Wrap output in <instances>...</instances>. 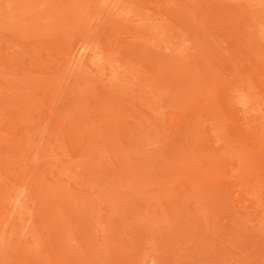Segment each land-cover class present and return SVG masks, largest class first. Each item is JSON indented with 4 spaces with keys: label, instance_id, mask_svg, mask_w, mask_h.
<instances>
[{
    "label": "rangeland",
    "instance_id": "374dc122",
    "mask_svg": "<svg viewBox=\"0 0 264 264\" xmlns=\"http://www.w3.org/2000/svg\"><path fill=\"white\" fill-rule=\"evenodd\" d=\"M0 264H264V0H0Z\"/></svg>",
    "mask_w": 264,
    "mask_h": 264
},
{
    "label": "bare ground",
    "instance_id": "6f19581e",
    "mask_svg": "<svg viewBox=\"0 0 264 264\" xmlns=\"http://www.w3.org/2000/svg\"><path fill=\"white\" fill-rule=\"evenodd\" d=\"M80 48H81V47H79L78 49H80ZM80 50H81L80 52H83V51H85V49L83 50V48H82V49H80ZM77 52H78V51H77ZM77 52H76V54H78ZM85 54H86V53H85ZM82 56H83V54H82ZM78 58H80V57H78Z\"/></svg>",
    "mask_w": 264,
    "mask_h": 264
}]
</instances>
